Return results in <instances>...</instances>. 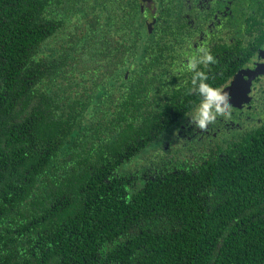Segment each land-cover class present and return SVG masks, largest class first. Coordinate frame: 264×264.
I'll return each mask as SVG.
<instances>
[{
  "label": "trees",
  "instance_id": "16d2710c",
  "mask_svg": "<svg viewBox=\"0 0 264 264\" xmlns=\"http://www.w3.org/2000/svg\"><path fill=\"white\" fill-rule=\"evenodd\" d=\"M146 30L135 0H0V264H264V126L156 158Z\"/></svg>",
  "mask_w": 264,
  "mask_h": 264
},
{
  "label": "flooded vegetation",
  "instance_id": "af4514ba",
  "mask_svg": "<svg viewBox=\"0 0 264 264\" xmlns=\"http://www.w3.org/2000/svg\"><path fill=\"white\" fill-rule=\"evenodd\" d=\"M147 27L140 51L143 79L152 95L174 101L172 135L156 158L177 162L210 154L228 140L264 126V0H135ZM206 48L215 63L198 70L210 87L228 95L230 116L206 130L189 125L199 103L187 63ZM160 92V93H159Z\"/></svg>",
  "mask_w": 264,
  "mask_h": 264
},
{
  "label": "clouds",
  "instance_id": "9594fccd",
  "mask_svg": "<svg viewBox=\"0 0 264 264\" xmlns=\"http://www.w3.org/2000/svg\"><path fill=\"white\" fill-rule=\"evenodd\" d=\"M214 58L204 48H198V54L190 59L187 68L192 72L191 90H194L199 97V103L189 113V125L201 131L208 129L216 123L217 118L230 116L228 95L222 94V90L210 87L207 83L208 76L204 71L198 70V65L208 66L214 64Z\"/></svg>",
  "mask_w": 264,
  "mask_h": 264
}]
</instances>
